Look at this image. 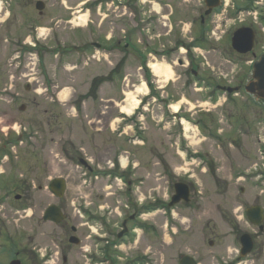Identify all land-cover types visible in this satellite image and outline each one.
<instances>
[{
    "label": "rangeland",
    "instance_id": "374dc122",
    "mask_svg": "<svg viewBox=\"0 0 264 264\" xmlns=\"http://www.w3.org/2000/svg\"><path fill=\"white\" fill-rule=\"evenodd\" d=\"M36 1L14 0L15 5L11 4L12 8L15 9L13 10L14 15L21 14L19 16H21L22 23L26 18H37L34 12V14H31ZM40 1L46 2L47 5L52 3L51 0ZM102 1L106 0H64V6L70 9L65 15L56 12L52 7L47 9L46 6L45 14L39 18L43 22L42 28L39 29L42 34L50 32L44 24L49 25V22L53 20L51 26L54 24L61 28V35L69 34V32L73 33V35L66 36L65 42L72 43L75 39L83 45L98 44V49L101 46V50L99 49L100 51L97 53L100 62L90 60L91 54L87 51L83 63L77 66V69H75V63L64 61L62 64L64 69L61 71L59 82H57L58 89L55 90V94L61 90L57 95L61 107H66L78 100L80 111L84 115L85 127L64 119L62 113H59L58 118H56L52 111L58 112L61 110L55 104H48L47 101L44 102L41 99L32 102L33 94L30 91L28 94L24 89L25 85H28L30 90L37 87L36 82H32V84L29 82L33 78L30 71V63L33 62L31 58L33 57L24 50L26 52L24 53L26 64L19 74L14 73L13 69L8 66V64H11L7 60L9 49L0 39V70H2L0 84L5 82L7 90L11 92V95L3 97H14V99L6 98L3 100L0 98V141L4 140L2 137L5 134L13 138L11 130L25 135V140L18 145L19 147L16 149L11 148L7 153L9 155L7 165L2 164L0 154V166H2L0 169V236L6 235L5 230L9 233L14 231L15 236L18 237L17 241L19 240L18 248L22 250L20 255L35 253L39 263L42 259L40 255L48 256V261H50L48 264H62L63 258L66 259L65 264L83 262V255H79V253L84 254L83 251L78 247H69L67 237L71 236L70 227H76L77 232L74 235L82 240L81 246H83L87 241L83 238L85 235L91 234L90 230L87 229L90 225H82L85 220L77 211V208H83L84 196L88 195L86 197L87 205L94 206L98 202L101 203L100 200L115 209L114 206L119 205L113 201L109 190L107 191L103 186L92 191L83 187L81 184V180L84 179L83 169L76 163L77 151L83 156L98 157L100 161L105 163L110 159L113 160L111 156L112 148L116 143L113 140L114 138L110 137L109 128H115L120 113L123 110L126 112L131 109L134 101L140 103L141 96L136 94L137 87H139L137 86L139 81L137 67L140 66V63H138L134 52L136 50L135 45H138V41L146 35V28L152 26V12L148 11L150 2L147 0H135L128 10ZM173 1L175 4L178 3L179 14L183 15L176 18H174V15L172 17L164 16L161 19H163V24L168 22L166 25H170V29L174 28L173 36L180 29L181 36L184 37L191 27V23L187 20L189 18L186 15L190 14L191 17L197 18L203 11L202 0H185L183 3H180V0ZM230 2L234 7V11L228 10V13L233 18L236 17L237 7L238 9L242 8L248 3L247 0H230ZM153 6L157 12L163 10L161 5ZM73 8H75L74 11ZM161 14H164L163 11ZM11 16L12 13L7 11L5 5L0 2V34L6 33L7 20ZM50 17L56 19H50ZM223 19L221 12L215 13L207 19L206 28L208 30L215 28L224 22ZM10 21H13V17L10 18ZM160 21L162 22V20ZM68 24L72 25L69 26ZM10 25L8 23V28ZM252 26L260 29L258 25ZM160 27L157 24L158 31H155V33L158 32L161 35L159 43L157 41L154 43L151 41L150 43L156 44V46L158 44L166 46L162 34L166 33L167 29H161ZM233 29L234 27L227 31L218 43L211 41L206 36V43L203 48L207 51H197L195 53V57H199V60H195V62L203 65H200L198 69V76L202 78V81L196 88L201 87L204 89L207 84H221L219 78L222 82V77L225 76H227V80H231L235 77V73L239 72V59L231 52L229 44V39L234 32ZM10 31L13 32L12 29ZM261 37L264 40V33L262 32ZM183 57L186 58L187 56ZM116 69H118L116 73L121 72V74L110 76V72ZM12 73L15 75H12ZM140 74H142L141 71ZM135 75L136 78H134ZM95 77L105 78L104 82L98 86L96 98L89 95L91 82ZM172 80L173 74L170 81ZM136 81L137 84H135ZM158 81L160 82L159 86H165L163 80L159 79ZM192 81L190 77H184L180 81V89L174 90L175 93H183V96H185L186 99L183 97L180 99L181 103H185L186 100L202 102L201 100H203L205 94L192 93L189 88L191 86L189 83ZM38 82L41 84V78ZM183 84L184 86L185 84L188 85L183 87ZM193 87L194 85L191 88L193 89ZM19 88L21 89L19 90ZM97 98H99V101ZM190 105L185 106L183 104V115H186L190 120L200 121L198 130L193 126L192 132L195 134V140H192L191 134L193 133H190L192 137L188 141L190 147L193 151L197 150L195 143H199V139H205V143L209 145H219L221 155L216 156L217 161L214 165H210V159L207 157H205L206 160L192 158V161L186 163L178 153L177 156L175 153L169 152L172 154L171 157L175 159L170 158L171 160H169L167 157L173 171L175 173L182 171L180 175L188 173L187 175L192 176V180L197 183V192L196 194L192 193L190 207L186 208L182 206L183 204L179 205L172 217L170 214L162 216V214L155 212L144 218L145 221L155 223L157 226L161 224L164 226L154 229L157 236L160 235L165 238L163 244L159 242L160 240L151 236H142V231L134 228L136 234L133 241H136L127 247L128 240L132 241V236H130L124 242V246L117 248L119 250L113 249L115 253L111 255H117L120 259L126 257L129 259L131 255L132 257L133 255L138 256L149 251L147 253L154 257L152 261H148L149 264H178L179 259L184 255H204L200 260V264H233L236 255H239V237L248 233L257 246L250 255H261V257L249 259L246 264H264V233L258 238L255 234L258 233L257 228L251 227L244 217V210L251 205L259 204L264 208V167L262 170V167L259 166V172L253 170L246 172L248 168L246 166L248 165H244L242 158L238 155L242 139L243 144L246 143L247 147L252 146L253 143L255 147V140L259 138L262 143L258 150L263 153V158L260 155V159L264 161V115H260L256 109L255 111L252 109L240 112L239 104L236 106L226 104L223 108H217L216 110L213 107L200 104L202 110L212 112V116H205L198 113L201 108L194 107L195 105H192V103ZM20 107H23V111L19 110ZM45 107H48V109ZM49 107H52V110H49ZM47 110L50 114L53 113L56 119L52 120L50 114H47ZM157 113H159V110ZM70 115L74 117V115ZM152 119V122L151 120L147 121L148 125H151V129L148 131L151 135V155H148L146 148L144 150H137L138 148L128 149L134 153L137 161L140 160L141 165H145L149 169V182L145 184L142 190V198H138L139 202L143 201L144 204L150 202L152 206L153 204L155 206L159 200L161 202L167 201V195L166 188L165 190L162 188L164 184L161 179L163 178L158 170L157 161H153V155L165 149L171 150L167 147L168 143L174 145L176 138L173 134L168 139H163V143L162 141L158 142L159 138L156 133V130H159L157 129L158 117L155 118L154 115ZM246 120L248 122L246 131L242 130L243 125L238 128V124ZM257 123L260 125H256ZM20 125L21 127H19ZM90 126L94 130L98 129L99 133L90 129ZM24 127L26 131L22 132ZM218 130H224L220 134L223 142H219L215 137ZM229 130H231V133L234 131L240 132L242 139L236 133L238 138L233 139L234 135L229 133ZM225 131L227 132L225 133ZM161 136L160 138H162ZM230 140L235 143V145L232 143L234 146L232 149H228V144L231 143ZM119 143L123 144L121 141ZM64 149L67 150L68 155L64 153ZM80 149L82 152L79 151ZM171 151L177 152L175 148ZM246 156L251 158L250 163L255 160V154L251 148ZM14 157H17V159ZM95 160L97 162L96 158ZM175 161L179 162V165ZM9 166H17L14 170L15 174L4 177L3 175H8L10 172ZM213 170L215 171L214 174L212 173ZM101 173H106V171L101 170ZM246 174H252V176ZM258 174L261 175L260 178L256 177ZM58 178H63L67 182V186L64 201L57 202L55 199L54 203L59 207L61 206L60 208L66 213L68 219L61 225L55 226L44 224L42 217L47 205L53 204L54 199L46 189L47 184ZM99 178L107 180L106 177L100 176ZM238 178H241V180L237 181ZM110 182H113V180L111 179ZM148 183L149 185L146 186ZM6 184L8 186L12 184L23 186V194L18 188L15 190L18 191L17 194H21L20 201L29 205V211L24 213L19 209L9 207L12 204L17 206V204L13 201V198L9 200L4 196L5 193L1 187ZM147 187L149 191H146ZM158 189L159 193H157ZM119 207L122 209L121 205ZM115 215V212H113L112 217ZM165 217L169 219L167 222L164 219ZM167 224L168 226H166ZM92 226L94 227L93 231L97 234L106 233V240L110 243L113 242L112 234L120 229L119 223L112 226V224H105L103 219L97 225L93 224ZM134 226L136 225L131 223L128 227L132 229ZM96 239L98 241L99 236H96ZM130 240L129 242H131ZM209 242L213 244L209 245ZM24 247L26 248L24 249ZM9 251L2 252L1 250L0 255H9ZM62 252L65 255H62ZM145 262L147 261H143V263ZM22 264H26V261H23Z\"/></svg>",
    "mask_w": 264,
    "mask_h": 264
},
{
    "label": "flooded vegetation",
    "instance_id": "af4514ba",
    "mask_svg": "<svg viewBox=\"0 0 264 264\" xmlns=\"http://www.w3.org/2000/svg\"><path fill=\"white\" fill-rule=\"evenodd\" d=\"M51 2H54V0H51ZM258 26L260 27V29H258L256 27H254V28L251 27V29L254 31V42H253V48H252L251 52H249L248 54H242L241 56H239V72L237 73V75L233 79V83H232V85H233L232 87L239 89L238 95H237V97H235V99H232L231 96H229L228 98H229L230 103H233V104H236V101H238L239 105L242 107V109L245 112L247 110H252V109L255 111V109H256L257 112L260 115H262V114L264 115V111H263L264 110V98L262 97L263 93H262L261 97L258 96L260 94L259 88H258V84H257L256 81L254 82L253 79H252V65H253V62L255 60H257L260 57V55L264 54V40L261 37V32H263V28H261V24H258ZM245 27H247V24L245 25ZM179 66L183 67L182 64L179 65ZM249 85H252V88H253V90L255 92V95L251 94V93H248L246 91V87H248ZM14 158L17 159V157H14ZM6 159L2 158V160H1L2 164H6L7 165V160ZM1 167L2 166H0V169H1ZM16 167L17 166H13V167L9 166L8 168H9L10 172L8 173V175H3V176L6 177V176H10L11 174L14 175L15 174L14 170L16 169ZM110 174L114 178H116V177L124 178V176H125L124 173H119V171L117 169L113 170L112 172H110ZM176 182H180V181H178L176 178H173V177L170 179V187L172 189H173V187H174ZM17 188H18L19 191H21V194H23L24 188L20 184H15V185L12 184L11 186H8L6 184L5 186L1 187V189L5 193L6 199L12 200V198H13V201L17 204V206L13 205V204L10 205V206L8 205V206L13 208V209H19L21 212L26 213L27 211L30 210L29 205L25 204V203H22L20 201L22 197H21V194L20 195L17 194L18 191L15 190ZM189 188H190L191 192L194 194L195 193L194 183H191L189 185ZM127 194H128V192H127ZM144 206H150V203H148L147 205H144ZM18 213H20V212H18ZM93 222H96V218L94 219ZM131 223H132L131 216H127L125 219H122L121 223H119V225L122 226L123 229H124L122 231V233H124V234L121 237H119V233L121 231V228L119 229V232L114 233V236L112 238L115 241V242H113V243H115V245H117V244L119 245V243H120L119 241L127 240V238L130 237V234H131L132 230L129 229L128 226ZM44 224H51V223H44ZM262 225H263V232H258V230H257L258 233H255V234H257L258 238L261 237L263 235V233H264V224L262 223ZM145 226L146 225H143V228H145ZM71 229L72 228L70 227V231L72 232ZM74 233H76V230L73 232V234ZM5 234L6 235H4V236H0V238H3V241L8 240L9 242H12L14 244V247H15L16 251H17L15 253V255H11L10 256L9 262H11L12 260H15V259L23 260L22 259L23 257H25L26 259H30V260H35L36 259V255L35 254H32V255H20L21 253L19 251H22V250H21V248H18L17 244H18L19 240L17 241L18 237L15 236V232L14 231L9 233L7 230H5ZM69 241H70V237H67V243H68L69 247H72V248L75 247V246L70 245ZM252 241H253V250L252 251H254L257 246H256L255 241L253 240V238H252ZM79 243H80V241H79ZM69 247H68V249H70ZM79 249H81V248H79ZM79 255H82V254L79 253ZM191 256L195 260L196 264H200V260H201V258L204 255H191ZM260 257H261V255H247V256H244V257H242L241 255H236L235 263H233V264H238V263L239 264H242V263L246 264V262L249 259H254V258L258 259ZM0 264H7L6 263V255H0Z\"/></svg>",
    "mask_w": 264,
    "mask_h": 264
},
{
    "label": "water",
    "instance_id": "95a60500",
    "mask_svg": "<svg viewBox=\"0 0 264 264\" xmlns=\"http://www.w3.org/2000/svg\"><path fill=\"white\" fill-rule=\"evenodd\" d=\"M205 4L208 8V11L205 13V15H209L212 8H215L219 5V0H205ZM37 10L41 11L43 9L42 3H37L36 5ZM252 42V34L249 30H239L237 31L232 39V47L236 52L238 53H245L247 52L251 47ZM254 78L259 81V84L264 87V56H262L261 60L254 64ZM229 92H232V90H229ZM59 189L53 190V192L60 196L62 193V189L60 190L59 187H57L55 184L52 185V189ZM180 200L188 201V190L186 186L184 185H178L176 188V196L173 198V202L171 203V206L180 202ZM247 217L253 223L254 225H259L262 221V215L260 209H251L247 211ZM62 216L55 208H49L46 213L44 219L46 221H54L55 223H59L62 220ZM260 230H262V227H260ZM241 255H247L252 248V243L250 241V238L247 235L242 236L241 238ZM180 264H194V262L189 258H183Z\"/></svg>",
    "mask_w": 264,
    "mask_h": 264
},
{
    "label": "bare ground",
    "instance_id": "6f19581e",
    "mask_svg": "<svg viewBox=\"0 0 264 264\" xmlns=\"http://www.w3.org/2000/svg\"><path fill=\"white\" fill-rule=\"evenodd\" d=\"M150 69H151L152 73L156 77H158L159 79L163 80L164 83H167V82H169L172 79V71H171V68L167 64H164V63L162 65H158L156 63L155 64H151L150 65ZM137 93L143 94V93H145V90L143 88L137 89ZM134 103H136V104H135L134 107H133V105H134L133 104L131 109H134L137 106V104H138L137 102H134ZM180 104L181 103L173 104L171 106V110L174 113L177 112L178 109H179ZM123 111H125V110H123Z\"/></svg>",
    "mask_w": 264,
    "mask_h": 264
}]
</instances>
